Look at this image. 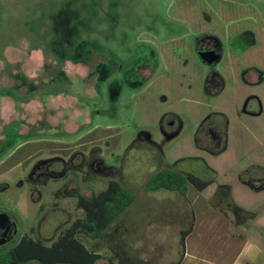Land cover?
I'll list each match as a JSON object with an SVG mask.
<instances>
[{
  "label": "rangeland",
  "instance_id": "obj_1",
  "mask_svg": "<svg viewBox=\"0 0 264 264\" xmlns=\"http://www.w3.org/2000/svg\"><path fill=\"white\" fill-rule=\"evenodd\" d=\"M0 3V252L49 244L82 216L71 192L113 179L135 198L77 236L96 264H264V0ZM166 165L212 183L145 191Z\"/></svg>",
  "mask_w": 264,
  "mask_h": 264
},
{
  "label": "trees",
  "instance_id": "obj_2",
  "mask_svg": "<svg viewBox=\"0 0 264 264\" xmlns=\"http://www.w3.org/2000/svg\"><path fill=\"white\" fill-rule=\"evenodd\" d=\"M1 11L0 3V13ZM47 93L57 95L59 89L55 86ZM0 95H12V90L0 89ZM14 106L19 112V104L15 102ZM44 181L45 179L42 183ZM211 183V180H202L166 165L147 178L143 189H165L188 197L190 190L199 193ZM71 194L76 197L75 207L82 210V216L74 218L49 244L33 236V231L24 233L16 243L0 252V264H24L31 261L35 264H96L102 259L103 256L98 251L90 250L77 236L82 234L91 239L100 238L102 232L132 204L135 194L113 179L107 182L104 189L92 193L89 198L78 191H72ZM190 230L191 227H188L180 231V259L185 254V240Z\"/></svg>",
  "mask_w": 264,
  "mask_h": 264
},
{
  "label": "water",
  "instance_id": "obj_3",
  "mask_svg": "<svg viewBox=\"0 0 264 264\" xmlns=\"http://www.w3.org/2000/svg\"><path fill=\"white\" fill-rule=\"evenodd\" d=\"M15 220L9 213L0 212V236L3 240H7L15 233Z\"/></svg>",
  "mask_w": 264,
  "mask_h": 264
},
{
  "label": "crops",
  "instance_id": "obj_4",
  "mask_svg": "<svg viewBox=\"0 0 264 264\" xmlns=\"http://www.w3.org/2000/svg\"><path fill=\"white\" fill-rule=\"evenodd\" d=\"M80 76H81L80 78L83 81H85L84 76L83 75H80ZM44 102H45V99H44ZM178 135H179V130H173L172 133L164 134V137L176 138V137H178ZM17 161H19V160H17ZM259 170L256 171L255 174H254V179L255 180L253 182V188L256 189L255 192H257L258 195H261V194L264 195V171L263 172H259Z\"/></svg>",
  "mask_w": 264,
  "mask_h": 264
}]
</instances>
